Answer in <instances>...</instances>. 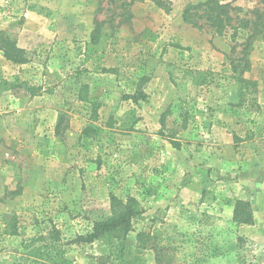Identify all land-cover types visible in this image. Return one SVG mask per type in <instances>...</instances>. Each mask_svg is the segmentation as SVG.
Masks as SVG:
<instances>
[{
  "label": "rangeland",
  "instance_id": "obj_1",
  "mask_svg": "<svg viewBox=\"0 0 264 264\" xmlns=\"http://www.w3.org/2000/svg\"><path fill=\"white\" fill-rule=\"evenodd\" d=\"M115 1L91 0L87 10L80 4L78 14L87 15L89 25L38 52L27 51L30 60L20 68L0 62V81L24 82L2 87L0 96L18 88L28 93L30 87L36 94L58 92L67 117L61 138L38 137L20 131L13 112L0 109V264L23 256L25 264H38L36 253L46 242L37 238L49 236L54 225L63 233L55 249L70 264H99L109 254L107 264H158L155 250L138 246L140 230L165 247L162 264H264V40L255 41L244 58V39L233 41L230 27L218 35L205 19L201 28L184 21L188 3L202 0H170L168 7L144 0L125 10ZM234 4L245 9L241 16L262 6L261 0ZM95 18L125 22L114 31L107 23L104 50L85 61ZM48 70L55 71L54 78L45 82ZM142 75L151 77L143 85L147 96L135 99ZM86 83L90 88L83 90ZM190 97L210 108L199 123L212 120L213 126L210 133L202 127L191 132L204 140L200 146L191 142L177 149L159 133L161 116L173 105L166 125L176 127L173 121L180 123L183 112L178 107ZM88 125L104 130L88 137L83 135ZM82 172L93 176L84 180ZM97 174L116 195L137 201L140 213L124 240L123 259H116L121 236L81 239L96 221L112 215L110 198H93L83 187ZM237 199L252 202L254 224L233 222ZM13 213L21 219L16 235L4 233V220Z\"/></svg>",
  "mask_w": 264,
  "mask_h": 264
},
{
  "label": "trees",
  "instance_id": "obj_2",
  "mask_svg": "<svg viewBox=\"0 0 264 264\" xmlns=\"http://www.w3.org/2000/svg\"><path fill=\"white\" fill-rule=\"evenodd\" d=\"M137 1L144 0H121L120 7L125 10ZM152 1L155 4L164 7H168V5L171 4L170 0ZM111 2L116 1L111 0ZM234 3L235 0H202L198 2H191L188 3V5L184 8L182 15L184 21L191 23L193 26H198L199 28L204 26V23L200 20L205 19L210 26L215 27L218 35H223L224 32L227 31L226 29L230 27L233 30L231 33V39L233 41H236L238 37H242L244 39L241 53L245 58L250 53L255 41L259 39L264 40V0H261L262 6H255L252 9H248L244 13V16H241V13L245 11V9L241 6L235 5ZM248 13H250V17L248 16ZM131 14L128 15V19H131ZM113 22V18L103 20L95 18L94 27L92 28V31L90 33V40L86 44L85 61H87L91 56H95V54H98L100 50H104L103 41L105 38L109 37V35H107L106 24L110 23L112 31H114L118 25H121V23H124L125 21H120L117 25H113ZM0 51L3 52V55L8 60L16 64H24L30 60L27 50L18 46L16 40L3 30H0ZM232 67L235 70L236 66L233 62ZM150 79L151 77L147 75H142L141 77H139L137 83L135 84V93L132 97H134L135 99H139V95L141 97H146L147 93H145V91L143 90V85L148 83ZM15 81L17 82L16 84H13V82H10L6 79L0 81V89L3 87V89L1 90H5L10 88L11 86H13V88H16L24 83L22 81H19L18 77H16ZM242 81L245 82V79H243ZM30 88L31 95L36 94L37 89H35V87ZM89 88L90 85L87 83L82 86L83 90H88ZM80 98L83 99L82 94H80ZM97 105H99V103H93V114L95 116L98 115ZM178 109L183 111L181 114L182 121L178 123L177 119H175L173 123L174 125H176V127L172 126L171 128H167L166 119L169 114L173 113V105H170L167 110L162 113V127L159 133L166 140H168V142H170L173 147L177 149H182V147H184L185 145H189L191 142H195L198 146H200L202 143H204V140L202 141L193 139L196 134H192L191 132L195 131V129L198 127H202L209 133L211 132L213 126L212 120L207 123L206 121H204L201 124L198 120V116L203 115L206 112V109L210 110V108L204 105L201 106L196 98L190 97L182 100L181 105L180 107H178ZM66 119L67 117L65 113L60 112L56 125V135L58 138H61L63 130L67 127V124L65 123L67 121ZM191 123L193 124V126L192 128H189V124ZM103 130L104 129L102 126L88 125L83 129V135L91 137L93 136L92 134H100L101 132H103ZM56 146L57 144H55V148ZM82 176L85 180L87 176L88 178H90L93 175H91L90 172H88L87 174L85 172H82ZM83 187L87 188L93 198H110L112 202V215L106 219L96 221L93 229L83 235L81 239L84 242H92L96 239H105L109 234L121 236V238L123 239L120 243L121 256L116 255V259H123L125 256L124 247L126 246L124 240H127L128 233L132 228V219L140 213L137 208L136 199L131 195L127 196V199L119 197L109 189L108 181L104 180L103 177L98 174L92 177V181L87 187H85V185H83ZM205 192L206 191L204 190L202 193ZM15 193L19 194L20 189L15 191ZM232 219L233 222L238 226L254 224L255 211L253 210L252 202L246 199H237L234 205ZM20 221V216L16 213L7 215L4 220V233H8L11 235L19 234ZM48 234L49 236L44 234L40 235L37 238L42 242H46V244H44L42 248V250L45 249L46 252L42 251L40 247L39 253H36V256L39 260L38 264L46 263L43 261L44 259L46 261L49 260V264H70V261L67 259V257L64 256L65 253L60 249H55L57 246V242L61 240V236L63 234L61 229L54 225ZM156 238L157 236H152L150 231L140 230L137 234L136 240L138 246L155 250L158 264H162L160 258L163 257L165 253V247L157 244ZM50 249L55 250V252L52 253ZM110 259L111 256L109 254L100 257L98 261L99 264H107ZM26 260V257L23 256L13 264H25ZM110 264L115 263L114 261H111Z\"/></svg>",
  "mask_w": 264,
  "mask_h": 264
},
{
  "label": "crops",
  "instance_id": "obj_3",
  "mask_svg": "<svg viewBox=\"0 0 264 264\" xmlns=\"http://www.w3.org/2000/svg\"><path fill=\"white\" fill-rule=\"evenodd\" d=\"M172 1L175 4L179 2ZM90 2L91 0H0V30L13 37L21 48L28 52H38L54 41L64 39L76 28L85 29L84 26L89 25V17L78 14V9L80 4L86 10L89 9L87 5L89 6ZM22 6L23 13L19 12ZM77 23L81 25L77 26ZM0 62L2 67L7 65L5 66L7 68L22 66L9 61L2 51H0ZM54 73L53 70L45 72V82L54 78ZM19 89L21 88L9 90L6 95L0 96V109L4 106L6 112H13L12 117L16 122L14 124L20 131L26 128L35 132L38 137L47 134L48 138L55 137L58 117L63 107L60 99H56L58 92H40L31 95L30 92L19 94ZM43 89L45 90V86ZM24 122H27L26 125ZM217 128L214 126V131ZM5 154L10 156L9 151ZM1 156L0 153V164H4ZM15 159L17 160L16 156ZM4 168L8 171L9 164Z\"/></svg>",
  "mask_w": 264,
  "mask_h": 264
}]
</instances>
